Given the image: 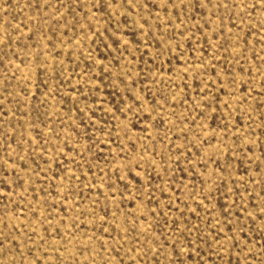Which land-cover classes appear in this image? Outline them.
Segmentation results:
<instances>
[{
	"label": "rangeland",
	"instance_id": "374dc122",
	"mask_svg": "<svg viewBox=\"0 0 264 264\" xmlns=\"http://www.w3.org/2000/svg\"><path fill=\"white\" fill-rule=\"evenodd\" d=\"M0 264H264V0H0Z\"/></svg>",
	"mask_w": 264,
	"mask_h": 264
}]
</instances>
